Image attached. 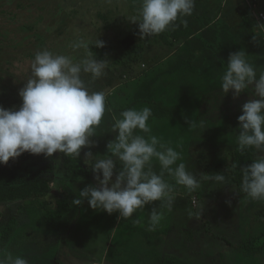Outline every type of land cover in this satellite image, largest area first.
<instances>
[{
  "label": "rangeland",
  "instance_id": "obj_1",
  "mask_svg": "<svg viewBox=\"0 0 264 264\" xmlns=\"http://www.w3.org/2000/svg\"><path fill=\"white\" fill-rule=\"evenodd\" d=\"M141 2L0 0V106H21L18 93L31 76L38 51L47 49L79 60L84 49H73L72 44L98 38L105 46L91 50L97 59L108 60L106 74L96 80L89 74L82 78L91 91L106 93V112L91 137L95 146L81 151L83 159L88 151L99 158L107 154V144L116 135L113 116L119 118L129 108L162 106L166 113H152L149 119L152 134L181 152L188 170L202 175L201 187L189 191L165 173L164 179L176 187L170 210L167 201H157L123 218L119 212L93 210L85 200L75 205L73 221L61 232L47 224L38 209H30L6 251L25 256L29 264H153L160 256L186 264H262L237 247L249 235L261 232L263 223L257 218L258 211H264V201L241 196L231 178L237 118L250 97L247 92L237 98L231 91L223 95L219 76L229 54L241 49L257 67H264V24L261 27L254 17V12L264 11V0H195L193 14L183 18L198 29L193 37L180 40L171 51L158 46L128 51L121 40L138 27L131 19L139 15ZM189 67L194 70H185ZM192 120L197 127L189 126ZM61 156L56 152L39 157L57 164ZM153 165L159 173L158 163ZM219 172L227 184L204 179ZM87 185L98 187L93 173L88 179L62 174L55 194L74 200ZM153 208L164 211L165 218L149 230ZM4 209L8 208L0 207Z\"/></svg>",
  "mask_w": 264,
  "mask_h": 264
},
{
  "label": "clouds",
  "instance_id": "obj_2",
  "mask_svg": "<svg viewBox=\"0 0 264 264\" xmlns=\"http://www.w3.org/2000/svg\"><path fill=\"white\" fill-rule=\"evenodd\" d=\"M194 8L195 0H142L139 15L132 17L131 22L138 24L140 38H147L175 29L178 20L186 26L183 18L191 16ZM92 46L103 48L105 44L98 38L78 40L72 48L84 49L79 60L47 49L35 54L31 76L18 93L21 106L18 109L0 106V164L6 165L25 152L43 154L46 158L56 152L80 158L83 148L95 146L91 137L105 115L106 93L91 91L82 76L101 78L106 74L108 60L97 59ZM224 65L219 76L223 95L231 91L237 98L247 92L250 97L237 118L239 149L264 153V67L250 61L243 49L230 53ZM150 117L149 107L129 108L119 118L113 116L112 133L116 135L107 144V154L99 158L91 151L84 153V163L90 166L98 187L87 185L80 190L72 201L75 205L80 206L86 200L93 210L119 212L120 217L130 218L152 202L167 201L171 209L174 185L164 179L165 173L189 191L201 187L181 152L152 134ZM189 126L197 127L196 121H190ZM153 161L158 163L159 173L153 170ZM117 162L121 165L119 169ZM241 172L242 192L253 201H264V155H258ZM222 173L208 174L204 179L225 185L227 178ZM164 218V211L153 208L148 216L149 230L159 227ZM0 264H29V261L23 255L0 250Z\"/></svg>",
  "mask_w": 264,
  "mask_h": 264
},
{
  "label": "trees",
  "instance_id": "obj_3",
  "mask_svg": "<svg viewBox=\"0 0 264 264\" xmlns=\"http://www.w3.org/2000/svg\"><path fill=\"white\" fill-rule=\"evenodd\" d=\"M21 5L22 3H19V7ZM176 24L178 26L175 29L147 38H140L137 27L121 40L122 46L128 51L152 46L174 50L180 40L189 39L196 33L195 29L188 24L185 26L179 20ZM191 61L189 60V62ZM188 69L194 70L192 67L185 70ZM151 110L153 116H160L166 113L167 108L157 106V109L152 108ZM40 155L25 152L15 160L10 159L6 165L0 164V207L8 208L0 211V250H6L11 243L16 241L18 229L26 223L27 210L38 209L37 212L42 215L45 222L57 232L65 230L74 219L76 206L72 202L73 200L70 197L57 196L55 187L59 185L62 174L74 179H88L92 175L91 170L84 163L82 154L80 158L62 154L57 164L40 160ZM234 155L235 166L231 178L239 194L247 196L241 190V169L258 157L254 149H246L241 152L238 144L235 146ZM120 166V163L117 162L118 169ZM115 176L116 173H114ZM197 178L201 181L202 175H198ZM51 193L52 200H47L46 197ZM258 215L257 219L263 223L261 232L249 235L237 247V250L245 257L256 258V261L264 264V211L259 210ZM141 251L144 250L141 249ZM112 253L111 251L110 256H113ZM154 260H152L153 264H186L182 260L171 257L160 256ZM120 263L123 261L118 264ZM125 263L128 262L125 261Z\"/></svg>",
  "mask_w": 264,
  "mask_h": 264
},
{
  "label": "built area",
  "instance_id": "obj_4",
  "mask_svg": "<svg viewBox=\"0 0 264 264\" xmlns=\"http://www.w3.org/2000/svg\"><path fill=\"white\" fill-rule=\"evenodd\" d=\"M254 8H256V6H254ZM254 15L260 21V26L262 27V25L264 24V11L259 13L254 12Z\"/></svg>",
  "mask_w": 264,
  "mask_h": 264
},
{
  "label": "crops",
  "instance_id": "obj_5",
  "mask_svg": "<svg viewBox=\"0 0 264 264\" xmlns=\"http://www.w3.org/2000/svg\"><path fill=\"white\" fill-rule=\"evenodd\" d=\"M257 10H258V8H257L255 11H257ZM260 12H262V11H260ZM254 17H256V16L254 15ZM195 30H198V29L195 28ZM196 35H198V34H196ZM113 177H114V176H113ZM114 178H115V177H114Z\"/></svg>",
  "mask_w": 264,
  "mask_h": 264
}]
</instances>
